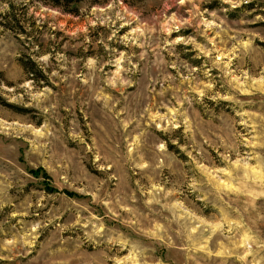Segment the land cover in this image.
Segmentation results:
<instances>
[{
  "label": "rangeland",
  "instance_id": "obj_1",
  "mask_svg": "<svg viewBox=\"0 0 264 264\" xmlns=\"http://www.w3.org/2000/svg\"><path fill=\"white\" fill-rule=\"evenodd\" d=\"M0 264H264V0H0Z\"/></svg>",
  "mask_w": 264,
  "mask_h": 264
},
{
  "label": "trees",
  "instance_id": "obj_2",
  "mask_svg": "<svg viewBox=\"0 0 264 264\" xmlns=\"http://www.w3.org/2000/svg\"><path fill=\"white\" fill-rule=\"evenodd\" d=\"M50 1L53 2V4H55V5H61L62 3L70 4V3H74V2H79L80 0H50ZM24 62H25V60H24Z\"/></svg>",
  "mask_w": 264,
  "mask_h": 264
}]
</instances>
